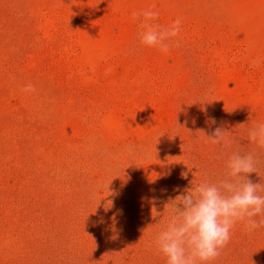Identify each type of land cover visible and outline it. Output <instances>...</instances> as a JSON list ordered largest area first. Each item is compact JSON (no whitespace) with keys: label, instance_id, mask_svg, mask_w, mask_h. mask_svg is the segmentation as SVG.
Wrapping results in <instances>:
<instances>
[{"label":"rangeland","instance_id":"374dc122","mask_svg":"<svg viewBox=\"0 0 264 264\" xmlns=\"http://www.w3.org/2000/svg\"><path fill=\"white\" fill-rule=\"evenodd\" d=\"M148 10L181 20L167 53L140 43ZM257 123L264 0H0V264H166L154 239L184 189L236 151L264 184ZM210 264H264V226Z\"/></svg>","mask_w":264,"mask_h":264},{"label":"clouds","instance_id":"9594fccd","mask_svg":"<svg viewBox=\"0 0 264 264\" xmlns=\"http://www.w3.org/2000/svg\"><path fill=\"white\" fill-rule=\"evenodd\" d=\"M132 16L134 20L143 17L145 30L139 34L140 43L167 53L169 44L166 41L178 36L181 20L161 27L149 23L158 18L156 11L134 12ZM33 90L31 85L24 89ZM211 123L215 124V120ZM228 133L215 127L211 135H204L213 144L226 145ZM248 139L264 148V123H257L249 129ZM256 164L254 153L233 152L226 161L222 178L192 185L171 200L167 205L172 210L170 219L154 239L157 250L166 258V264H210L220 256L238 223H244L248 231L264 226V184L253 183L248 178L249 174L257 173ZM181 175L187 178L188 172Z\"/></svg>","mask_w":264,"mask_h":264}]
</instances>
